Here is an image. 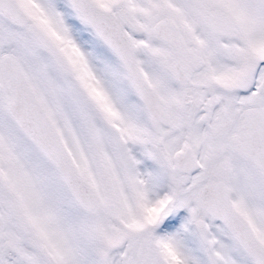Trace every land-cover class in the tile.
I'll use <instances>...</instances> for the list:
<instances>
[{
  "label": "snow or ice",
  "instance_id": "6c2138e0",
  "mask_svg": "<svg viewBox=\"0 0 264 264\" xmlns=\"http://www.w3.org/2000/svg\"><path fill=\"white\" fill-rule=\"evenodd\" d=\"M0 264H264V0H0Z\"/></svg>",
  "mask_w": 264,
  "mask_h": 264
}]
</instances>
